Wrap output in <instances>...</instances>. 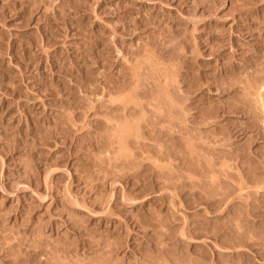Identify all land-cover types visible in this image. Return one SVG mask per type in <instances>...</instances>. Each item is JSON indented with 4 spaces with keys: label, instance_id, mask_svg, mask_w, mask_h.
<instances>
[{
    "label": "rangeland",
    "instance_id": "rangeland-1",
    "mask_svg": "<svg viewBox=\"0 0 264 264\" xmlns=\"http://www.w3.org/2000/svg\"><path fill=\"white\" fill-rule=\"evenodd\" d=\"M263 83L264 0H0V264H264Z\"/></svg>",
    "mask_w": 264,
    "mask_h": 264
},
{
    "label": "bare ground",
    "instance_id": "bare-ground-1",
    "mask_svg": "<svg viewBox=\"0 0 264 264\" xmlns=\"http://www.w3.org/2000/svg\"><path fill=\"white\" fill-rule=\"evenodd\" d=\"M260 73V72H259ZM259 73H258V75H259ZM259 79V78H258ZM249 80H250V78H249ZM254 81V80H253ZM261 81V80H260ZM260 81H259V84H260ZM251 83V82H250ZM257 84V83H256ZM255 84V85H256ZM249 87H250V84H249ZM256 88V87H255ZM260 88L261 89H264V83L262 84V86H260ZM96 94V93H95ZM259 104V103H258ZM93 106V105H92ZM126 123V122H125ZM129 124V123H128ZM119 126V125H118ZM122 126V125H121ZM126 127V126H125ZM117 128V127H116ZM135 128V127H134ZM121 131H122V128H119ZM135 130V129H134ZM118 131V130H117ZM119 132V131H118ZM116 133V132H115ZM127 133V132H126ZM116 135H117V133H116ZM125 138V137H124ZM123 139V138H122ZM122 141V140H121ZM215 175V174H214ZM221 183V182H220Z\"/></svg>",
    "mask_w": 264,
    "mask_h": 264
}]
</instances>
